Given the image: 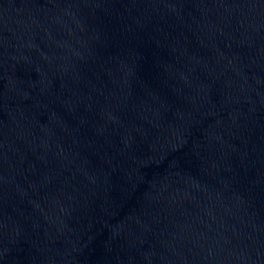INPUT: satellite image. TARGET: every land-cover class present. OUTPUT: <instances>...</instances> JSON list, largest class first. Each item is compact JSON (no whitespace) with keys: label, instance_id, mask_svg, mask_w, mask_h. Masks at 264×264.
I'll list each match as a JSON object with an SVG mask.
<instances>
[{"label":"water","instance_id":"water-1","mask_svg":"<svg viewBox=\"0 0 264 264\" xmlns=\"http://www.w3.org/2000/svg\"><path fill=\"white\" fill-rule=\"evenodd\" d=\"M0 264H264V0H0Z\"/></svg>","mask_w":264,"mask_h":264}]
</instances>
